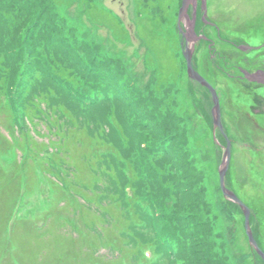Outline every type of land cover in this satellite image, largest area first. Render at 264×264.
Wrapping results in <instances>:
<instances>
[{
	"label": "rangeland",
	"instance_id": "374dc122",
	"mask_svg": "<svg viewBox=\"0 0 264 264\" xmlns=\"http://www.w3.org/2000/svg\"><path fill=\"white\" fill-rule=\"evenodd\" d=\"M57 1L60 3V10L64 11L63 13H65L68 19L70 18L71 20H73L76 25L79 24V28L87 31L95 30L97 32V35L94 37L101 43H105L106 38H109V42L111 45L107 48H109L110 50L119 52L120 54L122 52H125L126 55H129L131 47L136 46L139 51H141L139 54H142V56H139H141V58L145 56L146 45L144 41L141 40L137 35L138 25H134V20H136V18L133 17L134 12L131 11V0H124L125 3H122L121 0H105L109 6H111L119 13L122 20L121 25L124 28L123 30H128L126 31L128 35L127 43L121 40L122 35L120 33L116 32L114 36V31H112L110 27H107L108 25L114 29L113 26L117 25L115 31L116 29H122L119 23H116L113 18V20L110 19V15L109 18L107 16L108 14L106 15L105 13H103V15L105 16L104 19H96L98 22H104V25L96 23L94 19L90 17L91 13H94V11H92V8H94L96 11V8L98 7H96L95 2L90 3V6L88 8L87 0ZM166 1L169 0L152 1L153 4H158V2H160L161 4L157 5V8L159 10L158 16L162 15L163 8L161 6ZM220 1L221 0H204V2H196L199 3L198 5H200L201 7L198 6V9H194L195 21L201 19V10H203L204 7V20L207 22V20L209 19L216 25H219L220 37L232 38L234 36L236 38H243V40L246 41V44L252 43L254 45L262 41V37L264 36V22L259 21L256 23V20H259L264 16V5L254 7V9L250 10L252 12L249 13V11L238 10L237 7H234L232 5H220ZM125 4L127 7L125 6ZM241 5L244 9H247V7L244 6L243 1ZM181 6L182 0H174L173 4H170L169 7L165 9L164 19L170 25L169 38L173 39V41L174 39L176 41L178 31L176 27V20L178 19V11ZM192 8L194 7H192V5L190 4L188 10L190 11V9ZM144 11L145 13L143 15L146 14V16H148L149 9L146 7L144 8ZM189 11H186L187 15L190 19H193L191 17L192 14L189 13ZM153 12L154 11L150 10L149 15L151 14L152 16ZM255 12H258L260 14H256L254 16ZM71 14L76 16V18H73ZM28 20L31 22L32 18L29 17ZM195 21L193 19V23ZM73 22L71 21V25H73ZM153 25L155 24L150 23L148 33L151 36H154L155 42H158L159 39L157 37V34L159 30ZM255 25H258L256 26L257 28H255ZM208 27H205L204 31H209V33L206 35L208 37H212L213 40H215L216 44L218 27L214 28L210 27V25ZM139 34L143 35L144 31L140 30ZM88 38L91 39L90 37ZM155 42L151 41L149 45L151 48H154V57L157 58V62L158 60L161 62L158 63L161 69H163L164 65H166L167 59L172 56V46L170 50L168 44L164 45L160 42H158L160 44H155ZM129 44L131 45V47ZM202 44H198V46ZM222 47L229 49L227 45H223L221 42L218 44L217 48L221 50ZM199 49L200 51L196 49L195 55L192 56L189 61H191V66L193 67L194 65L196 70L204 75V77L207 79L206 81L214 86V90L218 94L216 98L217 100H219L220 117L224 126L223 129L225 130V132H229L231 134V139L233 140L231 149L232 155L230 161H228V164L230 166L229 169L227 168L228 170L226 169L225 171L226 178L224 180V184L228 187L230 185L229 188H232L231 191L237 196L241 195L247 201V203H249L250 208L252 207L251 214L254 212V220H259V223H261L263 226V228H261V233L264 240V221L262 223L260 218L258 217V213L263 212L264 210V113L261 111L259 113L256 112V108L258 107V104H256V100H254L256 98L255 96H253L250 90H247V88H250L251 85L257 84V82L259 81L248 80L247 78H245V76H238L243 75V73L241 72V70H239L238 62L235 58L231 60L228 58V56H226L223 57L222 62V59L219 58L218 55L213 54V52H211L209 55L208 49L204 46H200ZM241 49L243 48L241 47ZM235 53H237L239 61L244 63V52H242V50L236 49ZM252 53V58H255L259 53V50L253 51ZM137 55L138 53L134 56L131 55V57H133L135 60H138L137 65L134 68V71L136 72L134 73V75L141 77L138 79L136 76H134L133 78L134 80H136L138 86L144 88L147 74L146 72L141 70L143 63L139 62V57ZM150 62H152L153 69L150 68L151 70L149 71V73L152 71V75H148V79L153 78L154 67L157 63L155 61ZM240 67L244 68L245 66ZM168 68L170 69L171 66H169ZM248 68L250 69V67ZM135 69L141 71L137 72ZM141 73L144 75H141ZM229 75H232V77H230ZM167 78L168 77L166 76L165 79ZM194 87L196 88L195 80H190L187 77L186 73V75L176 84V87L169 88V90H167L166 92L167 95L173 93L176 96V99L167 100V102L169 103V108L172 107L176 110L173 113L176 119H178L181 114V117L185 123V131L188 138L192 139L193 137L194 141H197L198 144H201L199 150L195 151L196 154L192 155L194 157L192 165L197 166V170L202 171L201 176H195L200 181L197 183V185L195 184L194 189L197 190V187L200 185L205 187V193V188L202 187L204 198L211 199V203L214 204L212 207L213 211L218 212L217 215L213 214L210 217V221L213 222L216 230L220 232V235L218 234L217 239L214 238L216 250L218 251L217 248L220 247L223 242V244L226 245L227 252H229L230 260L231 256H234L238 259V261L242 260V262L245 264H253V255L251 254L250 245L248 244L251 241H249V236L252 238L253 236L250 234L248 236L246 228L244 226L243 215H239V211H237L236 208L233 207L236 205L226 203L228 202L227 198L223 193L222 187L220 186L221 176H219L220 169L218 168L220 165V157L222 154L221 146H223L224 148L226 142L222 144L219 143L218 145L216 141H214H219L221 138H223V136L221 134V136L218 138V136L220 135V131L218 132V130L214 131V129H212V119L210 118V111L213 103L209 104L210 98L209 100H207L210 94L208 95V92L205 90H202L203 92L198 91L196 92V101L194 99V96L192 95ZM244 89L246 90V92H242V90ZM261 101H264V97L261 98ZM133 106L134 108H136L135 101ZM186 106L192 107L191 115L194 117L193 120L195 121V123L189 121V125H187V121L183 117L184 111L187 109ZM207 119L211 123V127L205 125L204 122L207 123ZM247 124H249L250 128L247 127ZM11 157L12 152L9 154L8 159H10ZM190 159V157H188L187 159L185 157L183 158L187 165V168H190ZM184 182L185 181H183V183ZM35 184V181H32V183L28 187L34 186ZM181 186L183 187V184ZM30 191L31 188L27 190L28 193H30ZM192 191L193 188L190 189V193H192ZM38 193L39 188L37 191L30 193V196H28L27 199H31L32 201L33 198H35V201L37 202V198L39 196ZM183 197L185 200L189 199L187 198V192L185 193V189H183L181 199ZM216 198H219L218 203L221 207L217 206ZM223 207L225 210L230 212L228 216H226L222 212L221 209ZM223 231L225 234L223 233ZM226 232H228L229 234L227 235ZM262 243L264 244V241H262ZM249 254L251 255V260L247 262L246 257L249 258Z\"/></svg>",
	"mask_w": 264,
	"mask_h": 264
},
{
	"label": "trees",
	"instance_id": "16d2710c",
	"mask_svg": "<svg viewBox=\"0 0 264 264\" xmlns=\"http://www.w3.org/2000/svg\"><path fill=\"white\" fill-rule=\"evenodd\" d=\"M1 1L3 2V6L5 8H8L6 2H13L12 7H16V9L18 10V12L16 11L13 18L11 19V24L7 27V34L11 37L12 45L14 41H17V47H22V53H24L23 56H25V58L24 60H19V62L22 61L25 64L27 63L26 50L30 49V47L33 45V38L30 37L31 33H28V29L24 28L30 22L28 18L30 16L34 18V12L37 11L35 7L43 10V15H45V17L50 20L48 22L51 26H57L62 31L71 33L72 35H75L76 32H82L81 34L85 35L84 31H87L79 28V24L76 25L71 19L70 20L73 22V27L66 28L64 26H60L62 20H59L55 16L52 17V15L56 14L62 15L64 12L60 10V3L57 0ZM158 4L161 5L160 2H158ZM158 4H156V8H154L152 16L151 14L149 15V13L148 16H146V14L143 15L144 13H141V10L137 15H135L137 20L136 25H138L137 35L141 40L144 41L146 45L145 46L143 44L146 48V53L144 56L145 63L148 67L153 69L152 62L150 61L157 62V58L154 57V48H151L149 45L151 41L155 42L154 36H151L148 33L150 23L155 24L153 26L157 27V29L159 30L157 34V37L159 39L158 42L164 45L168 44L170 50L172 46L173 52L172 56L167 59L166 65H164L163 69H161L159 65V63L161 62L158 60L159 63L157 62L154 67L153 78L150 79V83H144V88L138 86L136 80H134L133 78L135 75L130 72V68H128L126 64H124V61L122 59L118 57L116 58L108 53L109 48L107 47L111 45L108 40H105V43L90 39H87V41L85 39L83 40V42H85L90 48L89 49L85 46V53L88 54L90 58H94V51L100 55H103L106 60V64L109 65L112 72H119L118 75H120L122 78L121 85L126 88L125 95L128 99V103L125 106L123 105V103H121L117 108L120 117L110 110L109 114L112 116H116V121L119 124V128L121 123V131L127 130V126L125 125V123H127L128 129L131 128L132 131V135L128 136L127 141V145L132 149V152L130 155L122 159L123 164L127 168V174L129 175L130 179L136 182L135 191H137V194L135 193V195L129 198V200H137V198H139V195L146 193L151 189L149 182L144 181L145 177L158 178L160 181H162L161 190L166 193L164 194L165 199L169 201V206L165 209L166 211H168V213L176 214L177 216V221L172 224L173 226L171 228V231L176 233L177 235L181 234L182 231L186 229L190 230L192 234L196 231V233L193 235V238L185 239L187 240V243H184V246L186 244L187 249H190L184 255V257H182L183 259L180 264H195V256L199 258V264H239L236 261V257L234 256H231V262L229 252H227L226 245L223 244V242L222 245L217 248L218 251L216 250L214 238L217 239V236L218 234L220 235V232L216 230L215 225L210 221V217L213 214L217 215L218 212L213 211L212 207L214 204L211 203V199L204 198V194L202 191L205 187L200 185L197 187V190L194 189L195 184L197 185V183L200 181L195 176H201L202 171L197 170L198 167L192 165V161L194 160V157L192 155L196 154L195 151L199 150L201 144L197 145L198 142H194L193 137L192 139L188 138L185 131V123L181 117V114L178 119L174 117L173 113L176 110L172 107L169 108V103L167 102V100L175 99V97L171 98L170 94H166L169 88H167L165 85L168 83V78L165 79L166 76L168 77V75L171 74L173 77H176V75L182 73L185 70V61H183V58L177 52L178 45L175 39L173 41V39L169 38L170 27H168L169 24L164 19V15L165 9H167L170 4L166 2L163 3V5L161 6L163 8L161 16H158ZM92 11H94V13L92 12L90 16L92 19H94V21L97 18L98 20H102V18L104 19L105 16L103 15V13H105L106 15L108 14V17L110 14L109 12L107 13V11L102 10L101 7H99V9L96 8V11L94 8H92ZM48 13L51 15V18L48 17ZM99 23L104 25V22ZM116 26H113L114 36L116 32L120 34L123 33L121 40L127 43L128 36H125V32H121L119 31V29H116L115 31ZM50 29L53 32H57V30L53 26ZM71 30H74L76 32H72ZM140 30L144 31L143 35L139 34ZM58 33L59 32H57V34H43V36H45L46 40L48 39L55 41L59 37ZM36 36L37 39H40L39 34H36ZM158 42H155V44H160ZM96 46L99 48L102 54L96 49ZM17 52L18 54H20L19 51ZM129 59L130 60H128L127 63H130L134 67L135 64H137L136 60L131 56L129 57ZM169 66H171L170 69L168 68ZM120 76L118 79L114 76L110 77L106 81V83L109 84V87L114 89L115 93H118L119 87H113L114 82L115 80H120ZM196 92L197 90L194 87L192 95L194 96L195 100L197 99ZM134 101L136 103V108H134L133 106ZM183 117L186 119L187 125H189V121L191 120L190 118H192L193 116L189 114L187 118L185 115H183ZM143 121H148V123L151 125V129L154 130L153 127H156L155 130L158 129V131L151 132L146 130L145 128L140 127L138 123ZM141 141L145 142L146 146H142ZM219 141H221L222 143L225 142L223 138H221ZM75 142L76 139H74L72 144H74ZM118 150L119 152H121L122 148L118 147ZM184 157L186 159L188 157L191 158L189 160L190 168L186 167L187 165L183 160ZM102 172L104 174L108 173L105 170H103ZM183 181L185 182L183 183ZM182 184L183 187L181 186ZM192 188L193 191L192 193H190V189ZM75 189H77V187ZM183 189H185V193L187 192V198L189 199L185 200V196L181 199ZM205 191L206 188L204 190V193ZM226 203L235 205L229 200ZM216 204L218 207L220 206V204L218 203V199ZM233 207H235L236 210L239 211V215L242 214V210L239 209L238 206ZM221 210L224 214L227 213V215H229L230 213L229 211L225 210L224 207ZM261 218H264V213L261 214ZM260 220H262L263 222V219ZM252 223L253 232H258L257 242L263 248L264 244L260 239L261 232L259 230V220L256 221V223ZM166 231L167 228L161 231V233L163 235H167ZM226 233L227 235L229 234L228 232ZM173 243L174 242H171V244ZM177 244L180 245V243ZM240 264L245 263L242 262ZM257 264L263 263L260 261Z\"/></svg>",
	"mask_w": 264,
	"mask_h": 264
},
{
	"label": "water",
	"instance_id": "95a60500",
	"mask_svg": "<svg viewBox=\"0 0 264 264\" xmlns=\"http://www.w3.org/2000/svg\"><path fill=\"white\" fill-rule=\"evenodd\" d=\"M202 2H204V0H201ZM190 3L193 4V7H195L196 5V0H182V6L180 7L179 11H178V19H177V26H179V22L182 20L183 23H184V26H185V30H182L181 27H180V32H181V38H183V40H185V47H184V51H183V54H184V58H185V61H186V73H188L189 77H191L192 79H194L195 81H197L198 83H201V84H204L206 85L212 95H213V107H212V118H213V124L215 126H217L222 132H223V129H222V125H221V117H220V107L218 106V100H217V96L216 94H214V90L212 89V87L210 86L209 83H207V81L204 79V77L196 72L192 66H191V61L190 58L192 57V54H193V47H194V42L196 41L197 37H199V35H195V32H194V26H193V19H190L189 16L187 15V8L188 6L190 5ZM205 6V5H204ZM183 42V41H182ZM181 42V44H182ZM223 135L224 137H226V135L224 134L223 132ZM227 142H226V146H225V149H224V153L222 155V159L220 161V165H219V176H221V180H220V186L222 187V190H223V193L226 197L230 198L231 200H233L234 202H236L238 205L241 206V208L243 209V212H244V218H245V228H246V232L249 236V234L251 235V232H249V226H248V215H249V209H247V207L243 204V202L236 197V195L228 188L224 187V174H225V171L228 167V161H229V158H230V150H229V145H230V140L226 139ZM251 240V241H250ZM249 241H250V244H253L256 249L258 250L259 254L264 258V255L260 252L258 246H257V243H255V241L253 240L252 237L249 236Z\"/></svg>",
	"mask_w": 264,
	"mask_h": 264
},
{
	"label": "flooded vegetation",
	"instance_id": "af4514ba",
	"mask_svg": "<svg viewBox=\"0 0 264 264\" xmlns=\"http://www.w3.org/2000/svg\"><path fill=\"white\" fill-rule=\"evenodd\" d=\"M258 15L260 13L255 12V15ZM254 18V17H252ZM262 21L264 22V16L259 19L256 20V23ZM255 25V28H257ZM220 29L219 25H218V30ZM207 34L209 33L208 30H206ZM264 34V33H263ZM217 38H216V44H215V40H213L212 37H208L206 35V39L201 43L205 48L210 49L212 48L213 50V54L218 55L219 58H221L222 62H223V57L228 56L229 59L233 60L234 58L237 60L238 62V67L239 69H242L243 67L240 66H245L244 69L246 68L247 70H249L250 72H255L256 73V77L259 78V82H257V84L251 85L250 88H247V90H250V92L253 94V96H255L256 98H262L264 97V85L260 84V82H262V80H264V36L262 37V41L258 42L256 45L252 44V43H248L246 44V41L243 40V38H236V37H220V32H217ZM202 41V40H201ZM240 41V42H238ZM223 45H227L229 49H226L224 47H222L221 50H219L217 48L218 44L221 43ZM225 42V43H223ZM205 44V45H204ZM200 45V46H202ZM243 49H241V47ZM232 48V49H231ZM242 50V52H244V58H245V62L242 63L239 61L238 59V55L237 53H235V50ZM259 50V53L256 55L255 58H252L253 56V51ZM245 52H249V53H245ZM249 57V58H247ZM221 62V64H222ZM250 67V69L248 68ZM232 76V75H230ZM241 76V75H238ZM243 92H246V90L244 89Z\"/></svg>",
	"mask_w": 264,
	"mask_h": 264
},
{
	"label": "bare ground",
	"instance_id": "6f19581e",
	"mask_svg": "<svg viewBox=\"0 0 264 264\" xmlns=\"http://www.w3.org/2000/svg\"><path fill=\"white\" fill-rule=\"evenodd\" d=\"M242 1H243L244 6L247 7V9H244L242 7V5H241ZM219 4L220 5L221 4H228L229 6L232 5L234 7H237L238 10L250 11V10L254 9V7L264 5V0H241V1H238V0H221ZM227 7H225V8H227ZM190 113H191V110H190V107H188L187 110L185 111V116H188ZM247 127L250 128L249 124H247ZM225 215L228 216L227 213Z\"/></svg>",
	"mask_w": 264,
	"mask_h": 264
}]
</instances>
